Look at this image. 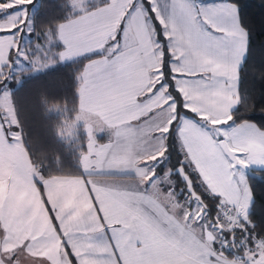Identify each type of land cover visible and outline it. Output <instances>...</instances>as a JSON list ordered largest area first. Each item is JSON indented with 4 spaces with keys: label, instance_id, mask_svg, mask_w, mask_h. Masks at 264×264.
<instances>
[{
    "label": "snow or ice",
    "instance_id": "obj_1",
    "mask_svg": "<svg viewBox=\"0 0 264 264\" xmlns=\"http://www.w3.org/2000/svg\"><path fill=\"white\" fill-rule=\"evenodd\" d=\"M27 2L32 6L36 0ZM11 7L13 12L24 9ZM70 8L69 23L88 26L77 59L102 60L105 77L116 86L127 83L148 46L155 45L160 63L154 72L159 80L129 97L136 111L126 121L124 133L145 148L157 142L159 147L142 165L129 170L137 183L128 186L127 195L134 199L123 218L113 222L94 206L90 230L98 242L88 245L94 259L70 251L71 246L61 240L67 264H229L242 247L240 264H264V199L258 202L254 197L249 176L251 169L264 177V123L255 117L236 119L238 107L249 101L239 91L248 40L239 6L231 0H97L95 4L81 0L79 7L73 3ZM24 11L25 25L0 36L15 37L17 31L23 35L29 23L34 27L35 20L29 21ZM61 43L63 60L68 45ZM141 93L143 99H138ZM157 98L162 101L159 110L149 107ZM169 109L161 123L162 113ZM254 110L252 106L246 112ZM259 110L264 112V106ZM17 125L18 121L0 123L9 142L7 133ZM175 143L182 158L177 156L173 163L170 145ZM178 183L183 185L179 191ZM181 197L188 206L183 223L174 211ZM209 201L215 202L211 210ZM46 212L59 235L61 221L50 209ZM189 220L198 226V234ZM11 239L0 221V264H17L18 250L28 247L9 248ZM128 249L134 250L135 258L129 257Z\"/></svg>",
    "mask_w": 264,
    "mask_h": 264
},
{
    "label": "crops",
    "instance_id": "obj_2",
    "mask_svg": "<svg viewBox=\"0 0 264 264\" xmlns=\"http://www.w3.org/2000/svg\"><path fill=\"white\" fill-rule=\"evenodd\" d=\"M86 31V23L72 24L67 19L58 23L57 38L60 43L63 41L68 45V54L61 60L59 53L65 51L64 44L61 43L62 48L58 51L59 61L77 59L84 50L80 38ZM13 44L14 37L0 36V69L8 61ZM90 46L98 47L95 44ZM136 63L139 66L122 86H116L105 77L102 60H86L80 70L78 111L69 124H83L86 135L85 147L80 153L81 175L37 177L20 134L10 133L9 142L5 139V132L0 130V221L9 229L12 238L8 244L9 248L21 244L28 246L18 250L17 264H35L38 259L47 264H67L61 240L71 246L70 251L77 255H87L92 260L94 256L88 245L98 242V236L90 230V226L95 222L94 206L113 222L126 214L134 199L127 195L130 190L128 186L137 183L134 172L129 170L135 164L142 165L150 154H155L154 149L159 147L157 142L153 147L145 148L124 135L126 121L136 111L129 97L145 85L159 80V77L154 75L160 63V54L155 50V45L148 46L147 51L141 54V59ZM137 98L143 99V94ZM161 103L157 98L149 107L159 110ZM170 111L169 109L162 113L161 123ZM78 116L81 119L75 123ZM180 203L183 201L180 200ZM46 208L61 221L59 235L52 229ZM174 211L183 223L188 206L177 205ZM188 223L190 227L197 229L198 234V226L194 220H189ZM121 243L123 244V241ZM205 246H208L206 242ZM219 246L218 242L215 247L219 249ZM136 247H140L139 241H136ZM244 252L245 248H239L238 252L230 257L229 264H240L238 258ZM128 255L135 258L136 253L128 249Z\"/></svg>",
    "mask_w": 264,
    "mask_h": 264
},
{
    "label": "trees",
    "instance_id": "obj_3",
    "mask_svg": "<svg viewBox=\"0 0 264 264\" xmlns=\"http://www.w3.org/2000/svg\"><path fill=\"white\" fill-rule=\"evenodd\" d=\"M231 1L239 6L242 21L248 28L247 52L240 65L239 91L249 101L247 105L238 107L236 119L255 117L257 123H264V112L259 110L264 106V0ZM96 2L88 0L91 4ZM5 5L0 4V21L5 19L3 13L10 8ZM71 5V0H38L31 15V20H35L34 27L31 25L25 32V40L21 31L16 32L9 53L11 60L8 58L0 69V94L4 89L10 91L18 121L16 129L39 178L82 174L80 153L84 150L86 135L83 124L70 126L69 122L78 111L79 73L86 59L58 60L62 44L57 38V25L70 17ZM20 26L16 24L9 28L0 24V32ZM34 57L42 61L37 69L39 64L32 61ZM18 60H24L27 64L16 67ZM6 79L7 84H4ZM252 106L256 110L246 112ZM6 119L5 109L0 104L1 122L16 125V122L10 123ZM7 134L11 138L10 131ZM173 148L174 163L177 156L182 158V154L179 143L170 145V150ZM250 179L253 195L259 202L264 199V177L250 176ZM181 187L183 185L178 183L177 191ZM214 207L215 202L209 201V209ZM35 262L47 264L39 259Z\"/></svg>",
    "mask_w": 264,
    "mask_h": 264
},
{
    "label": "rangeland",
    "instance_id": "obj_4",
    "mask_svg": "<svg viewBox=\"0 0 264 264\" xmlns=\"http://www.w3.org/2000/svg\"><path fill=\"white\" fill-rule=\"evenodd\" d=\"M38 0H36V2L32 5V6H28V2L27 0H10V3H6L5 6H9L10 8L5 10V12L3 13L4 15V20L2 21V25L3 27H12V25H16V24H20V25H25V11L24 9H27V16L29 18V21H31V15L35 9V6L37 4ZM75 3L78 7L81 5V0H71V4ZM10 5H23L24 9H21L19 12H13L12 11V7ZM17 17H19V19H17ZM31 28V23H29L28 26L23 28V35H22V39L25 40L27 39L26 33L28 32V30ZM27 31V32H26ZM26 32V33H25ZM21 40V41H23ZM35 60V62L39 65L36 66V69L39 67H41L42 61L40 58L34 57L32 59V61ZM27 63L24 60H18L16 63V67H23L24 65H26ZM0 104L2 105V107L5 109V114L7 116V122L10 123H15L16 122V117L14 115V109L10 100V91L9 89H4L2 91V93L0 94ZM81 119V117H76L75 119V123L79 122ZM10 131V130H9ZM19 133L18 130L10 131V133ZM161 175H164V170L162 169L161 171ZM180 200L183 201V198H180ZM185 202L183 201V203H180V205H178V207H184ZM195 212V210H194ZM37 264V262H36Z\"/></svg>",
    "mask_w": 264,
    "mask_h": 264
},
{
    "label": "water",
    "instance_id": "obj_5",
    "mask_svg": "<svg viewBox=\"0 0 264 264\" xmlns=\"http://www.w3.org/2000/svg\"><path fill=\"white\" fill-rule=\"evenodd\" d=\"M249 172H250V173H249V176H255V177H257L254 173L251 172V169H249ZM258 178H259V177H258Z\"/></svg>",
    "mask_w": 264,
    "mask_h": 264
}]
</instances>
